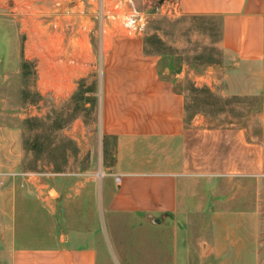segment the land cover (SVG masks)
I'll return each mask as SVG.
<instances>
[{
  "label": "crops",
  "instance_id": "crops-1",
  "mask_svg": "<svg viewBox=\"0 0 264 264\" xmlns=\"http://www.w3.org/2000/svg\"><path fill=\"white\" fill-rule=\"evenodd\" d=\"M176 13L220 16V46L231 68L224 82L234 94L264 98V0H177ZM109 48L101 125L114 139L115 157L97 182L99 201L59 202L60 189L56 198L44 190L25 199L0 192V202L9 198L0 208L1 264H242L246 256L259 264V201L245 204L248 217L224 222L217 209L221 181L212 178L258 180L263 142L240 124L208 126L203 114L189 121L185 94L177 89L183 74L170 77L162 56L146 51L141 37L117 36ZM198 180L205 186H195ZM200 194L215 197L208 201L214 229L232 224L237 232L215 231L212 239L193 233L192 215L206 214ZM248 224L249 237L243 233ZM243 238L251 242L248 252Z\"/></svg>",
  "mask_w": 264,
  "mask_h": 264
},
{
  "label": "rangeland",
  "instance_id": "rangeland-1",
  "mask_svg": "<svg viewBox=\"0 0 264 264\" xmlns=\"http://www.w3.org/2000/svg\"><path fill=\"white\" fill-rule=\"evenodd\" d=\"M174 1L135 0L146 17L137 34L103 16L102 9L116 0L2 1L0 192L25 199L31 190H44L56 198L60 189L59 202L99 201L97 182L115 157L114 139L101 125V99L105 54L117 36L141 37L146 51L162 56L161 69L165 66L170 77L183 74L176 78L177 89L185 94L189 121L203 114L208 126H247L249 137L264 144V98L234 94L223 80L231 68L220 46L221 17L170 12L168 3ZM212 179L221 181L217 209L224 222L248 217L245 204L259 201L258 228L264 244V175L256 181L223 175ZM214 198L196 196L206 204V214L192 215L197 217L192 231H205L209 238L215 231L232 236L237 232L232 224L214 229L208 202ZM8 203L9 198L2 199L0 208ZM58 219L63 220L60 215ZM243 227L249 237V224ZM223 239L218 242L226 249L229 242ZM241 243L248 252L251 242L243 238ZM206 244L204 252L209 250ZM253 260L242 257V264H254ZM258 261L264 264V256Z\"/></svg>",
  "mask_w": 264,
  "mask_h": 264
},
{
  "label": "built area",
  "instance_id": "built-area-1",
  "mask_svg": "<svg viewBox=\"0 0 264 264\" xmlns=\"http://www.w3.org/2000/svg\"><path fill=\"white\" fill-rule=\"evenodd\" d=\"M170 12H177V0L168 3ZM103 16L120 23L128 33L137 34L145 26V13L140 10L135 0H116V3H109L103 9ZM104 173V172H103ZM102 173V175H103Z\"/></svg>",
  "mask_w": 264,
  "mask_h": 264
},
{
  "label": "bare ground",
  "instance_id": "bare-ground-1",
  "mask_svg": "<svg viewBox=\"0 0 264 264\" xmlns=\"http://www.w3.org/2000/svg\"><path fill=\"white\" fill-rule=\"evenodd\" d=\"M52 193H53V194H56V193H57V191H55V190H54V191H52Z\"/></svg>",
  "mask_w": 264,
  "mask_h": 264
}]
</instances>
